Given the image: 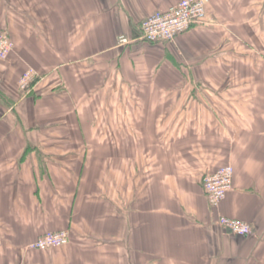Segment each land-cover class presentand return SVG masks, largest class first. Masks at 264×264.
<instances>
[{
  "label": "crops",
  "instance_id": "0c3cea01",
  "mask_svg": "<svg viewBox=\"0 0 264 264\" xmlns=\"http://www.w3.org/2000/svg\"><path fill=\"white\" fill-rule=\"evenodd\" d=\"M178 1L0 0V264H264V0L138 39ZM228 163L214 210L203 177ZM57 230L67 244L30 247Z\"/></svg>",
  "mask_w": 264,
  "mask_h": 264
},
{
  "label": "built area",
  "instance_id": "2783aa9c",
  "mask_svg": "<svg viewBox=\"0 0 264 264\" xmlns=\"http://www.w3.org/2000/svg\"><path fill=\"white\" fill-rule=\"evenodd\" d=\"M209 0H179L167 9L156 10L144 18L140 24L138 39L146 42H169L190 30L194 25L203 23L208 18ZM120 43H128L126 36L120 38ZM14 43L10 36L0 33V59L6 60L13 50ZM38 77L34 69H28L20 77L19 85L23 91L31 89L32 82ZM234 167L226 164L203 177V189L210 208L216 210L226 199L234 186ZM218 223L228 232L235 235L251 233L250 224L240 219L221 215ZM70 240L68 230L48 231L41 235L30 247L45 250L63 246Z\"/></svg>",
  "mask_w": 264,
  "mask_h": 264
},
{
  "label": "rangeland",
  "instance_id": "374dc122",
  "mask_svg": "<svg viewBox=\"0 0 264 264\" xmlns=\"http://www.w3.org/2000/svg\"><path fill=\"white\" fill-rule=\"evenodd\" d=\"M209 1H210V0H209ZM0 33H1V32H0ZM13 43H14V42H13ZM14 48H15V44H14L13 50L11 51L9 57H8L6 60H2V61L10 60V58L13 56ZM30 69H32V68H30ZM27 70H28V69H27ZM27 70H25V71H27ZM25 71L21 72V73L19 74L18 79H17V85H16V87H17V90H18L19 92H21V93H22V92H28V91H23V90H21V89H20V85H19L20 77L23 75V73H24Z\"/></svg>",
  "mask_w": 264,
  "mask_h": 264
},
{
  "label": "trees",
  "instance_id": "16d2710c",
  "mask_svg": "<svg viewBox=\"0 0 264 264\" xmlns=\"http://www.w3.org/2000/svg\"><path fill=\"white\" fill-rule=\"evenodd\" d=\"M36 79H37V78H36ZM36 79H35V80H36ZM33 83H34V81L32 82V85H33Z\"/></svg>",
  "mask_w": 264,
  "mask_h": 264
}]
</instances>
